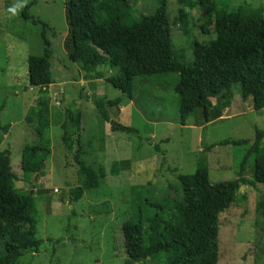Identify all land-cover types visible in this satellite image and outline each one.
I'll return each mask as SVG.
<instances>
[{"label":"rangeland","instance_id":"1","mask_svg":"<svg viewBox=\"0 0 264 264\" xmlns=\"http://www.w3.org/2000/svg\"><path fill=\"white\" fill-rule=\"evenodd\" d=\"M33 1L27 0L13 16L8 9L18 0H0V186L32 197L36 211L21 227L44 241L39 253L27 254L18 262L125 264L128 256L122 227L136 214L137 204L145 197L158 202L181 198L179 175L196 173L203 162L212 183L238 179L256 129H264V109L255 111L252 99L245 101L241 85L235 84L233 101L220 118L206 124L197 113L183 126L180 98L174 91L179 73L137 77L133 100L105 79H96L98 73L113 75L107 67H99L87 77L81 66L70 60L66 47L68 0H37L30 8L31 16L51 28L47 38L53 51L54 81L47 92L30 87L28 59L43 55L45 49L42 26L22 18ZM130 1L136 19L148 7L156 9L155 0ZM195 1L169 0L173 44L183 52L186 63L194 62L195 42L208 45L215 38L214 25L208 22L215 19L217 8L262 11L264 15V0H213L211 8L191 7L189 3ZM43 99L50 102L47 128L27 122L31 108ZM117 99L119 104L109 103ZM212 101L217 103L214 98ZM69 111L80 116L79 123H71L70 145L66 146L62 125ZM113 123L137 132L113 131ZM225 139L249 143L216 145ZM38 143L49 147L52 154L42 167L43 176L28 175L23 170V151ZM76 156L87 169L81 168ZM254 164L255 156L245 172L250 181H254ZM102 170L105 177L99 187L75 202L73 191L87 176L99 177ZM262 202L264 184L242 185L235 204L220 216L219 264H264Z\"/></svg>","mask_w":264,"mask_h":264},{"label":"trees","instance_id":"2","mask_svg":"<svg viewBox=\"0 0 264 264\" xmlns=\"http://www.w3.org/2000/svg\"><path fill=\"white\" fill-rule=\"evenodd\" d=\"M187 1V0H186ZM34 0L25 7L22 18L42 26L45 49L43 55L28 59L30 87L46 92L54 83L51 72L53 51L47 38L50 26L29 14ZM189 3V2H188ZM156 9L148 10L139 19L132 15L130 0H68L66 18L69 39L66 42L69 58L78 63L87 77L99 67H107L113 75L98 73L96 79H105L116 89L134 99L135 79L154 74L179 73L174 87L180 98L179 114L183 126L201 113L206 124L220 118L230 107L234 94L232 86L241 85L242 98L253 101V109H264V15L262 11L244 13L215 10V38L208 44L195 42L194 62L186 63L182 51L176 50L172 38L169 0H155ZM191 7L211 8L213 0H197ZM184 13L183 11L181 12ZM184 15V14H183ZM185 22V21H184ZM208 32L207 28H204ZM216 99L215 104L212 99ZM120 99L110 101L119 104ZM28 123L49 125L50 102L40 100L31 108ZM72 111L62 125L63 141L70 145L71 123H79ZM113 131L136 133V129L113 123ZM264 129H256L255 140L249 148L239 172L233 181L212 183L206 163L196 173L181 174L182 197L161 202L143 198L136 206V214L123 224L128 260L135 264L154 260L158 264H219L220 216L236 202L242 185L264 184ZM247 140L225 139L216 145L242 146ZM215 145V146H216ZM158 151L165 155L157 146ZM49 147L38 143L23 151V170L26 174L43 176V165L51 156ZM255 156L254 181L246 178L249 160ZM82 169L85 162L78 156ZM88 173L85 170V175ZM105 177L89 175L74 191L78 202L87 191L96 189ZM264 214V202L259 206ZM36 211L31 196L16 189L0 186V264H20L18 260L30 253H39L44 241L21 227L30 213Z\"/></svg>","mask_w":264,"mask_h":264},{"label":"clouds","instance_id":"3","mask_svg":"<svg viewBox=\"0 0 264 264\" xmlns=\"http://www.w3.org/2000/svg\"><path fill=\"white\" fill-rule=\"evenodd\" d=\"M27 0H18L13 6L8 9L13 16L17 15L19 10H21L26 5Z\"/></svg>","mask_w":264,"mask_h":264}]
</instances>
